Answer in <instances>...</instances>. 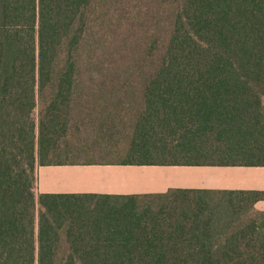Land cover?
<instances>
[{"label": "trees", "instance_id": "trees-1", "mask_svg": "<svg viewBox=\"0 0 264 264\" xmlns=\"http://www.w3.org/2000/svg\"><path fill=\"white\" fill-rule=\"evenodd\" d=\"M95 1L0 0V264H264L262 192L37 193L80 122L95 144L131 130L119 162L82 165L264 167V0H161L156 70L81 102Z\"/></svg>", "mask_w": 264, "mask_h": 264}, {"label": "rangeland", "instance_id": "rangeland-1", "mask_svg": "<svg viewBox=\"0 0 264 264\" xmlns=\"http://www.w3.org/2000/svg\"><path fill=\"white\" fill-rule=\"evenodd\" d=\"M167 15L161 0L95 1L81 46L82 87L85 89L81 91V102H88L90 93L100 92V88L103 96L110 95L114 88H120V97L133 98L132 92L138 91L145 78L156 70L166 50L169 37ZM106 88L107 93L104 91ZM135 95L139 98V92ZM116 96L110 98L117 99ZM112 101L111 103H118L117 100ZM115 108L117 106L110 111L117 113ZM103 112L104 115L109 113ZM117 114L126 117L127 113ZM119 116L118 121L121 120ZM79 127L81 129L78 131L72 129L68 139L70 147L74 150L63 154L61 161L75 166L120 161L124 149L128 146L130 129L122 132L124 138L107 141L104 144L106 146L102 148L98 147L101 144H95V136L81 134V130H84L81 122ZM76 148L81 150H75ZM189 170L190 168L157 170L153 167L143 170L136 167L127 172L138 177L116 180L115 186L105 191L112 194L159 193L163 187L167 190L171 187L196 185L199 181L179 176L190 173Z\"/></svg>", "mask_w": 264, "mask_h": 264}, {"label": "crops", "instance_id": "crops-1", "mask_svg": "<svg viewBox=\"0 0 264 264\" xmlns=\"http://www.w3.org/2000/svg\"><path fill=\"white\" fill-rule=\"evenodd\" d=\"M101 144L98 147H104ZM87 147V146H86ZM85 147V148H86ZM88 148V147H87ZM136 167L117 165H81L40 167L37 170V193L39 194H112L105 189H112L116 180L127 177H138L127 172ZM146 170L151 167H137ZM157 170L190 168V173L179 175L189 180L199 181L187 187H171L169 189H205V190H238L264 193V167H153ZM165 170V169H163ZM199 175V176H195ZM178 176V177H179ZM167 189V190H169ZM165 188L161 189L163 193ZM121 192V191H118ZM127 192V191H123ZM141 194H151L144 192ZM256 214H264V200L254 206Z\"/></svg>", "mask_w": 264, "mask_h": 264}]
</instances>
